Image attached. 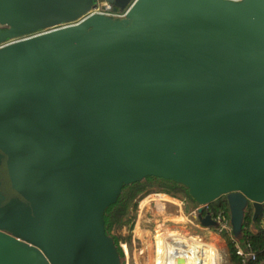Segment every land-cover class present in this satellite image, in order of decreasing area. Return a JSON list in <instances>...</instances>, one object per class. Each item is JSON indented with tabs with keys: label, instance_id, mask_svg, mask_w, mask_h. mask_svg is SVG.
<instances>
[{
	"label": "water",
	"instance_id": "water-1",
	"mask_svg": "<svg viewBox=\"0 0 264 264\" xmlns=\"http://www.w3.org/2000/svg\"><path fill=\"white\" fill-rule=\"evenodd\" d=\"M106 1L0 0V264H122L105 212L147 178L264 217V0Z\"/></svg>",
	"mask_w": 264,
	"mask_h": 264
},
{
	"label": "trees",
	"instance_id": "trees-1",
	"mask_svg": "<svg viewBox=\"0 0 264 264\" xmlns=\"http://www.w3.org/2000/svg\"><path fill=\"white\" fill-rule=\"evenodd\" d=\"M151 194H165L174 199H183L197 208L188 189L171 181L147 178L142 182L125 186L115 203L105 212V229L116 245L122 264L124 252L119 243L123 240L130 244L131 235L122 238L114 234L125 227L130 231L133 230L139 202ZM209 207L214 219L230 225V211L225 198L220 200L219 205L211 204ZM253 215V208H248L240 239H235L231 230L225 229L219 232L226 239L230 264H264V219L259 218L254 221ZM241 251L242 255L239 254Z\"/></svg>",
	"mask_w": 264,
	"mask_h": 264
},
{
	"label": "rangeland",
	"instance_id": "rangeland-1",
	"mask_svg": "<svg viewBox=\"0 0 264 264\" xmlns=\"http://www.w3.org/2000/svg\"><path fill=\"white\" fill-rule=\"evenodd\" d=\"M219 223L218 230L203 228L197 220V211L192 203L165 194H151L139 202L133 230L125 227L114 235L122 238L131 235L130 244L123 240L119 243L124 252L123 264H140V255L148 243L153 244L151 257L154 260L155 235L164 231L212 245L219 252L220 264H230L226 239L219 233L229 230L230 225L222 220ZM149 264H152L151 261Z\"/></svg>",
	"mask_w": 264,
	"mask_h": 264
},
{
	"label": "bare ground",
	"instance_id": "bare-ground-1",
	"mask_svg": "<svg viewBox=\"0 0 264 264\" xmlns=\"http://www.w3.org/2000/svg\"><path fill=\"white\" fill-rule=\"evenodd\" d=\"M155 236L154 260L153 256L151 257L153 244L146 242L144 247L146 251L143 249L140 255V264H149L150 261L152 264H178L179 260H183V264H220L219 252L212 245L180 237L169 231Z\"/></svg>",
	"mask_w": 264,
	"mask_h": 264
},
{
	"label": "built area",
	"instance_id": "built-area-1",
	"mask_svg": "<svg viewBox=\"0 0 264 264\" xmlns=\"http://www.w3.org/2000/svg\"><path fill=\"white\" fill-rule=\"evenodd\" d=\"M236 1V0H235ZM95 14H104L111 17H124V12H115L112 5H110L106 0H98V8L94 11ZM264 219V217H263ZM220 221V220H219ZM264 223V221H263ZM231 230V227H229ZM239 254H243L241 251Z\"/></svg>",
	"mask_w": 264,
	"mask_h": 264
},
{
	"label": "flooded vegetation",
	"instance_id": "flooded-vegetation-1",
	"mask_svg": "<svg viewBox=\"0 0 264 264\" xmlns=\"http://www.w3.org/2000/svg\"><path fill=\"white\" fill-rule=\"evenodd\" d=\"M197 209V208H196ZM197 211V210H196ZM206 213H211L210 207H208Z\"/></svg>",
	"mask_w": 264,
	"mask_h": 264
}]
</instances>
